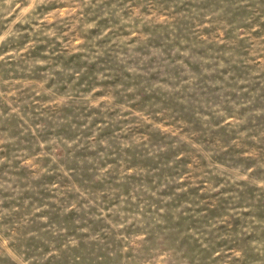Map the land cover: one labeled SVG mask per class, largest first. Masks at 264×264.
Returning a JSON list of instances; mask_svg holds the SVG:
<instances>
[{
    "label": "rangeland",
    "instance_id": "374dc122",
    "mask_svg": "<svg viewBox=\"0 0 264 264\" xmlns=\"http://www.w3.org/2000/svg\"><path fill=\"white\" fill-rule=\"evenodd\" d=\"M0 264H264V0H0Z\"/></svg>",
    "mask_w": 264,
    "mask_h": 264
}]
</instances>
